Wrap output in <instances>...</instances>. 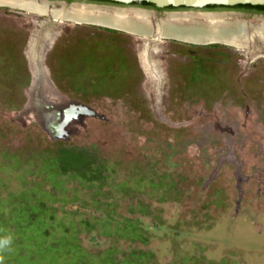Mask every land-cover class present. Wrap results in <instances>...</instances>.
Returning a JSON list of instances; mask_svg holds the SVG:
<instances>
[{"label":"rangeland","instance_id":"1","mask_svg":"<svg viewBox=\"0 0 264 264\" xmlns=\"http://www.w3.org/2000/svg\"><path fill=\"white\" fill-rule=\"evenodd\" d=\"M51 19L0 6L3 264H264V44L64 21L37 86Z\"/></svg>","mask_w":264,"mask_h":264},{"label":"bare ground","instance_id":"2","mask_svg":"<svg viewBox=\"0 0 264 264\" xmlns=\"http://www.w3.org/2000/svg\"><path fill=\"white\" fill-rule=\"evenodd\" d=\"M47 5L44 1L38 3L36 0H0V6L23 10L30 14L48 16L57 22L68 21L95 26L103 25L139 34L145 39L151 34L150 22L140 14L108 13L76 6L71 9L54 8L48 10ZM159 31L166 38H178L199 43L222 42L240 47L245 42L253 43V41L259 40L264 44V21L250 25L239 20L204 19L194 21L184 19L176 22L165 21ZM44 34L48 35L50 31L44 30ZM145 47L146 49L150 48L148 45ZM149 65H151L150 62Z\"/></svg>","mask_w":264,"mask_h":264},{"label":"water","instance_id":"3","mask_svg":"<svg viewBox=\"0 0 264 264\" xmlns=\"http://www.w3.org/2000/svg\"><path fill=\"white\" fill-rule=\"evenodd\" d=\"M38 3L44 1L48 4V10L50 9H60L66 8L71 9L73 6L81 7H95L101 12L113 13L116 10L123 11L127 10L130 12L137 11L138 8L133 6L134 4H150L159 9L165 8H188L192 10H201L208 7H238V6H264V0H71L69 4L66 0H36ZM96 1L103 2L102 4L94 3ZM112 3V4H107ZM116 4V5H114ZM43 16V15H40ZM133 17V15H130ZM68 22V21H67ZM62 22H57L53 19L48 22H43L39 25L38 32L34 35L32 39V44L30 47V56L32 59L33 67L36 73V84L37 86L45 79V68H44V51L47 48L50 40L54 36L53 27ZM151 23V22H150ZM78 24V23H76ZM88 25V24H86ZM98 27H103L110 30H116L123 32L118 29H112L103 25H97ZM151 34L146 39L140 38L145 45L150 46L147 50L150 51L155 49L156 44L162 40L164 37H153V26L151 24ZM49 29L51 31L50 35L45 38L42 37L44 30ZM126 33V32H125ZM138 37V36H137ZM152 42V43H151Z\"/></svg>","mask_w":264,"mask_h":264},{"label":"flooded vegetation","instance_id":"4","mask_svg":"<svg viewBox=\"0 0 264 264\" xmlns=\"http://www.w3.org/2000/svg\"><path fill=\"white\" fill-rule=\"evenodd\" d=\"M66 1L69 4L72 2L71 0H66ZM94 3L102 4L103 2L96 1ZM107 4H112V3H107ZM114 5H116V4H114ZM133 6L138 8L137 11L130 12L127 10H123V11L116 10L113 13H117V12H120V13L125 12L126 13L127 12V14H140L143 17H146V19L149 22H151L150 23V30L152 29L151 24L153 26V37H164L163 34L161 33V31H159V30L161 29V25L165 21L176 22V21H180V20H184V19H191L194 21L204 20V19H226V20L244 21L250 25H254V23L250 22L251 20H257V22L255 24H257L258 22L260 23V22L264 21V9H255V8H248V7L241 8L240 6L232 7V8L208 7V8L201 9V10H192V9H188V8L159 9L153 5L146 4V3L134 4ZM77 7L92 9L94 11H100L98 8H95V7H81V6H77ZM47 9H48V5H47ZM109 28H112V27H109ZM112 29H117V28H112ZM118 30H120V29H118ZM114 31H116V30H114ZM121 31H123V30H121ZM118 32H120V31H118ZM123 32L124 33L126 32L127 34H130V35L140 37L139 34L130 33L127 31H123ZM150 33H151V31H150ZM140 38L145 39L142 36ZM166 42L186 44L189 46H193L195 48H197V47L212 48V47H217V46L218 47L219 46L235 47L232 45L223 44L222 42H204V43L200 42L199 43V42H193V41H185V40H181L178 38H166V37H164L162 40L155 42V43H166ZM253 43H262V42H260L259 40H255V41H253ZM237 48H240V47H237ZM155 50H158V48ZM199 73H200V75H199ZM196 74H198V75L194 76L196 78L197 77L201 78V77L205 76V75H203L204 73L200 70Z\"/></svg>","mask_w":264,"mask_h":264},{"label":"clouds","instance_id":"5","mask_svg":"<svg viewBox=\"0 0 264 264\" xmlns=\"http://www.w3.org/2000/svg\"><path fill=\"white\" fill-rule=\"evenodd\" d=\"M11 244V237L0 238V264L4 262L3 252L6 251Z\"/></svg>","mask_w":264,"mask_h":264},{"label":"trees","instance_id":"6","mask_svg":"<svg viewBox=\"0 0 264 264\" xmlns=\"http://www.w3.org/2000/svg\"><path fill=\"white\" fill-rule=\"evenodd\" d=\"M241 8L248 7V8H255V9H264V6H240Z\"/></svg>","mask_w":264,"mask_h":264}]
</instances>
